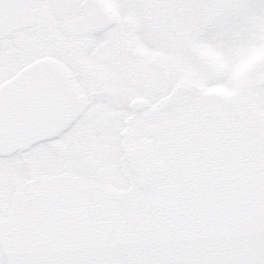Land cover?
I'll return each instance as SVG.
<instances>
[{
  "label": "snow or ice",
  "instance_id": "1",
  "mask_svg": "<svg viewBox=\"0 0 264 264\" xmlns=\"http://www.w3.org/2000/svg\"><path fill=\"white\" fill-rule=\"evenodd\" d=\"M0 264H264V0H0Z\"/></svg>",
  "mask_w": 264,
  "mask_h": 264
}]
</instances>
